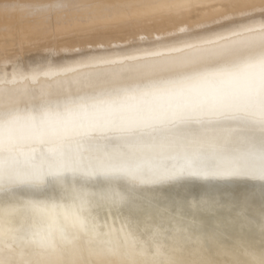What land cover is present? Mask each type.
<instances>
[{
	"label": "bare ground",
	"instance_id": "1",
	"mask_svg": "<svg viewBox=\"0 0 264 264\" xmlns=\"http://www.w3.org/2000/svg\"><path fill=\"white\" fill-rule=\"evenodd\" d=\"M261 62L264 0H0V101L8 105L0 120L30 111L39 119L45 108L67 105L150 140L149 133L162 136L166 124L185 117L256 113L264 106ZM45 72L56 75L36 84L19 80ZM37 92L48 102L13 109L17 96ZM17 135L27 137V130ZM195 199L217 201L214 223L259 260L264 183L258 180L159 185L139 193L122 216L148 221L173 207L186 214ZM229 212L245 216L242 229ZM85 229L68 225L51 243L20 242L5 231L0 264H78L94 236L90 224ZM109 239L133 260L154 258L140 256L131 237L113 232Z\"/></svg>",
	"mask_w": 264,
	"mask_h": 264
},
{
	"label": "snow or ice",
	"instance_id": "2",
	"mask_svg": "<svg viewBox=\"0 0 264 264\" xmlns=\"http://www.w3.org/2000/svg\"><path fill=\"white\" fill-rule=\"evenodd\" d=\"M259 68L264 78V62ZM55 75L19 80L36 84L40 76ZM47 102L39 92L22 94L12 107L35 109ZM7 107L0 101V113ZM22 130L27 137L17 135ZM164 133L144 140L133 127L91 120L58 104L39 119L30 111L0 120V237L7 231L20 242L51 243L56 230L71 225L85 232L87 223L94 233L85 241L91 250L78 264H264V208L259 260H250L247 248L214 223L221 214L215 200L195 199L186 214L173 207L148 221L122 216L139 193L159 185L264 183V106L252 115L185 117L166 124ZM228 215L243 228L242 213ZM113 232L131 237L140 256L154 258L136 261L121 253L111 246Z\"/></svg>",
	"mask_w": 264,
	"mask_h": 264
},
{
	"label": "rangeland",
	"instance_id": "3",
	"mask_svg": "<svg viewBox=\"0 0 264 264\" xmlns=\"http://www.w3.org/2000/svg\"><path fill=\"white\" fill-rule=\"evenodd\" d=\"M38 17H40V16H39V15H35V16H34V18H38Z\"/></svg>",
	"mask_w": 264,
	"mask_h": 264
}]
</instances>
